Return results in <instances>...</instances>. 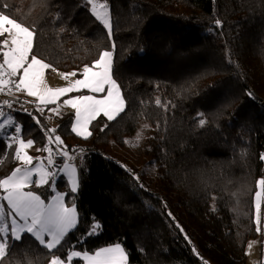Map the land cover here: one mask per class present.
<instances>
[{
    "label": "trees",
    "instance_id": "1",
    "mask_svg": "<svg viewBox=\"0 0 264 264\" xmlns=\"http://www.w3.org/2000/svg\"><path fill=\"white\" fill-rule=\"evenodd\" d=\"M95 1L109 9L111 37L86 0H0L5 14L34 29V52L54 70L78 77L111 50L126 102L115 120L98 117L88 139L71 132V113L53 128L70 156L83 150L76 194L57 183L75 197L65 202L76 205L78 226L53 251L66 262L69 251L93 254L119 242L129 264H248L247 241L258 236L254 195L264 174V0ZM20 98L50 129L34 104ZM17 118L21 137L34 140L42 157L48 138L41 126ZM141 126L145 135L136 146L143 160H154V179L109 153ZM18 163L0 138V179ZM31 190L46 202L52 195L48 185ZM93 222L101 228L90 236ZM8 252L3 264L51 260L29 234L10 241Z\"/></svg>",
    "mask_w": 264,
    "mask_h": 264
},
{
    "label": "snow or ice",
    "instance_id": "2",
    "mask_svg": "<svg viewBox=\"0 0 264 264\" xmlns=\"http://www.w3.org/2000/svg\"><path fill=\"white\" fill-rule=\"evenodd\" d=\"M87 5H91L92 15L102 22L111 37L112 27L108 19L106 4L97 5L95 0H86ZM98 9H105V11ZM215 23L221 24L219 20ZM0 37L3 38L0 40V92H5L7 89V94L10 95L13 88L17 92H26L29 97H34L38 101L35 108L41 115H44V110L48 105L56 104L61 96L81 92L82 94L69 96L62 101V105L57 104L49 111L59 116L61 106L73 109L74 118L69 122L70 130L77 137L84 139L93 135L89 128L98 117L103 116L107 121H113L125 111L126 102L122 95L121 85L114 78L111 50H103L91 66L85 65L81 73L82 78L74 80L66 87L52 89L45 80V70L51 65L38 58L34 52V29L10 18L0 8ZM63 75L67 78V75L76 76L77 74L73 72ZM246 94L250 97L253 95L250 91ZM157 104H160L159 100ZM20 106L23 108V102ZM5 107L12 109L13 103L9 101L0 103V138H3L6 149H11L13 144L18 145L14 159L19 162L20 166L16 167L6 178L0 179V192H2L0 201H6V205L0 202V264H3L9 255L10 241L13 243L21 241L22 234H29L40 246L48 250L51 256L50 264H65L64 259L57 254L59 251L57 246L63 247L61 242L70 232L77 229L78 213L74 203L71 206L65 203L66 196L74 199V195L70 196L69 193L57 191L56 179L61 171L65 172L68 175L70 193L75 194L78 191L77 165L63 161L57 165L54 162L51 155L52 148L48 146L53 143L63 157L71 160L73 156L69 155L66 146L60 148L63 141L60 135L55 134L56 129L44 128L40 125L38 117L33 113H27L32 116L37 125L41 126L48 138V144L42 149L49 153L48 167L44 166L43 161L33 165L35 158L27 155L24 150L33 146L35 141L32 139L25 141L21 137L22 125L13 115L4 111ZM198 117H203V113H199ZM198 122L203 126L206 121L200 118ZM107 126V123H104L100 131L104 132ZM71 151L83 152V150ZM260 159L264 160V154H261ZM53 168L56 170L52 171ZM34 176L37 179L34 180ZM133 177L139 180L135 174ZM258 184L261 192H264V178L260 179ZM33 185L36 187L48 185L54 194L50 195L46 202L40 194L31 190ZM261 192L256 193L257 231H260L261 223ZM168 215L171 216V213ZM9 218L10 223H8ZM176 227L180 228L181 232L184 231L179 224ZM100 228L101 225L98 222H93L86 234L96 235ZM185 239H188L186 234ZM193 251L196 250L193 248ZM74 257L86 261V264H129L126 250L119 242L100 247L91 255L88 251L83 253L77 250L69 251L66 255L68 264H71Z\"/></svg>",
    "mask_w": 264,
    "mask_h": 264
},
{
    "label": "rangeland",
    "instance_id": "3",
    "mask_svg": "<svg viewBox=\"0 0 264 264\" xmlns=\"http://www.w3.org/2000/svg\"><path fill=\"white\" fill-rule=\"evenodd\" d=\"M97 5L103 4L100 2L95 1ZM91 9V5H89V11ZM99 11H105V9H98ZM108 19H109V9L106 7ZM91 13V11H90ZM92 14V13H91ZM102 26V22L97 20ZM104 27V26H103ZM107 30V29H106ZM108 31V30H107ZM2 93V92H0ZM2 94L13 96V97H22L21 94H17L15 89L13 88L12 94H7L3 92ZM35 108V107H34ZM36 110V108H35ZM39 113V112H38ZM44 119L46 124L49 126L50 129H53L56 126V123L60 116L56 115L55 113L50 112L49 110H44ZM31 124H33L31 122ZM34 125V124H33ZM139 131V132H138ZM136 132L133 136L132 141L129 142L125 147L116 148L114 146H110L109 153L118 158L119 161L128 164L134 165L138 167V169L144 170L151 179H154L156 176V167L155 162L153 159H145L139 155L136 143L145 135L143 132V126ZM48 144V142H47ZM54 145V144H53ZM40 159V158H38ZM263 170H264V160H263ZM264 178V174L263 177ZM260 178V179H262ZM259 179V180H260ZM258 180V181H259ZM257 192H261L259 184L257 182ZM256 193L254 195V222H255V230L257 231V223H256ZM257 238H251L247 241L245 254L248 264H264V192H261V223H260V231H257ZM251 245V247H249ZM94 254V253H93ZM91 255V254H90ZM79 260V264H86V261L81 260L80 258L74 257L73 260ZM50 264V263H49ZM65 264H68L66 261Z\"/></svg>",
    "mask_w": 264,
    "mask_h": 264
},
{
    "label": "crops",
    "instance_id": "4",
    "mask_svg": "<svg viewBox=\"0 0 264 264\" xmlns=\"http://www.w3.org/2000/svg\"><path fill=\"white\" fill-rule=\"evenodd\" d=\"M3 38L0 37V40H2ZM83 70V69H82ZM82 70L80 71V75L77 77V76H71V75H67V78H65V75L63 74H71L73 73L72 71H69V72H60V71H57V70H54L52 68H49L47 70H45V80H46V83L48 84V86L52 89H55V88H59V87H66L68 86L69 83L73 82L74 80L76 79H80L82 78ZM18 79V78H16ZM16 91V90H15ZM6 92V90H5ZM3 93V92H2ZM17 94H21V96L28 102L34 104L33 106L35 107V105L38 103V101H36V99L34 97H29L26 92H17ZM79 94H82L81 92H75V93H71V94H66L64 96H61L60 99L57 101L56 104H51L53 105V108H55L57 106V104H60L62 105V101L66 98H68L69 96H75V95H79ZM50 106V105H48ZM65 113H71L73 115V118H74V110L71 109L70 107H65V106H61L60 107V115L61 116L62 114H65ZM103 117V116H101ZM16 120L22 125V129H23V124H22V121H20L17 117H15ZM105 118V117H104ZM106 119V118H105ZM23 131V130H22ZM81 139H84L82 137H79ZM25 140V139H24ZM29 140V139H28ZM27 141V140H25ZM18 145L17 144H13L12 145V148L14 149V153H15V149ZM39 148L36 146V144L34 143L33 146L27 148L24 150V152L35 158L33 160V165H35L36 163H38V158L42 155L43 152L41 153H37V151L39 152L38 150ZM69 164H72V163H69ZM18 165L20 166V164L18 163ZM11 174V173H10ZM9 174V175H10ZM33 179H37L36 176L33 177ZM76 179H77V182H78V167H77V172H76ZM64 181L66 183V186L68 188V190L70 191V184L68 183V175L61 171L59 174H58V177L56 179V184L58 183V181ZM51 183V181H50ZM33 187H36L35 185H33ZM57 191L60 192V189H58V184H57ZM54 194V193H52ZM76 194V193H75ZM5 205H6V201H4ZM66 203V202H65ZM68 205V204H67ZM71 206V205H69ZM47 239V238H46Z\"/></svg>",
    "mask_w": 264,
    "mask_h": 264
},
{
    "label": "built area",
    "instance_id": "5",
    "mask_svg": "<svg viewBox=\"0 0 264 264\" xmlns=\"http://www.w3.org/2000/svg\"><path fill=\"white\" fill-rule=\"evenodd\" d=\"M4 101H9L13 103V108L8 109L7 107L4 108L5 112L10 113L14 117L21 116V117H29L33 120L32 116H29L27 113H32L31 108L25 103L24 100H22L20 97H13V96H8L5 94L0 93V103H3ZM23 102V108H21L20 104ZM50 148H52V158L54 162L59 165L63 161L64 163H72L76 164L77 167H79L82 164L83 161V154L82 153H77L73 155V159L69 160L61 155V152L57 149V147L53 144L48 145ZM49 153L45 151L42 157H40L39 162L43 161V164L45 167H48V162H47V157ZM52 171H55L56 169L53 168L51 169Z\"/></svg>",
    "mask_w": 264,
    "mask_h": 264
}]
</instances>
